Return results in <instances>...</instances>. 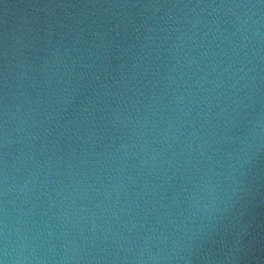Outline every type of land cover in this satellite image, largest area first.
I'll return each mask as SVG.
<instances>
[{"label": "water", "instance_id": "95a60500", "mask_svg": "<svg viewBox=\"0 0 264 264\" xmlns=\"http://www.w3.org/2000/svg\"><path fill=\"white\" fill-rule=\"evenodd\" d=\"M0 264H264V0H0Z\"/></svg>", "mask_w": 264, "mask_h": 264}]
</instances>
